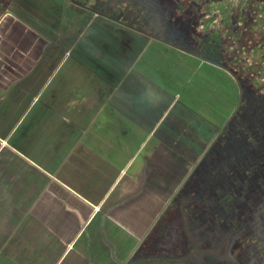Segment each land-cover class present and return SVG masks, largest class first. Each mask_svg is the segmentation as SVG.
I'll use <instances>...</instances> for the list:
<instances>
[{
  "label": "crops",
  "instance_id": "0c3cea01",
  "mask_svg": "<svg viewBox=\"0 0 264 264\" xmlns=\"http://www.w3.org/2000/svg\"><path fill=\"white\" fill-rule=\"evenodd\" d=\"M70 1L50 12L72 20L49 22L0 0V264H168L158 242L179 214L188 221L231 123L188 92L204 91L208 70L236 77ZM157 43L180 52L179 68L192 63L191 77L159 66Z\"/></svg>",
  "mask_w": 264,
  "mask_h": 264
},
{
  "label": "rangeland",
  "instance_id": "374dc122",
  "mask_svg": "<svg viewBox=\"0 0 264 264\" xmlns=\"http://www.w3.org/2000/svg\"><path fill=\"white\" fill-rule=\"evenodd\" d=\"M71 1L83 4L82 0ZM18 2L28 8L27 14L26 11L22 13L25 18L34 21L38 13H43L38 15L37 20L42 21L44 18L51 22L54 17L51 16L50 10L59 11L64 0ZM130 3L153 15L150 20L161 27L162 33L157 34L158 37L177 38L175 41L167 40L166 43L174 42L198 54V50L192 45L203 40H218L221 56L212 59L232 72L236 81L231 76L227 77L223 71L220 78L215 76L210 79L208 70L206 76H203L204 80L202 79L204 91L199 95L200 90L196 93L190 89L188 92L190 100H197H194L193 104L204 106L206 110L218 116L221 122H232L237 110L243 114L244 101H250L252 107H263L264 0H130ZM71 9L68 15L75 19L74 10ZM118 9L109 4L108 0H101L97 7L104 15L112 14L107 15L108 19L105 18L112 24V21H118L121 17V11ZM75 11L81 12L79 8ZM65 17L63 11V14L59 13L58 19L55 17L54 20H72L71 17ZM98 23L99 19L95 25L89 26L85 41L96 37ZM151 48L156 52L158 65L165 64L171 69L169 72H175V69L177 72L183 71L179 75L184 79L187 75L191 77L192 63L186 64L188 67L183 69L178 67L182 61L179 51L161 43L154 44ZM171 54L174 56L170 57ZM218 94H221L220 104L219 101L215 102L214 98ZM228 95L229 101L225 103ZM215 104L217 109L213 107ZM250 113L246 116L252 117L253 123L260 124L258 119L264 118V107L251 110ZM230 126L229 123L226 125V133L223 135H231ZM257 128L254 126V133H258ZM222 139L215 148L216 152H219L214 156L213 164L206 168L214 167L215 170L212 173L206 172L205 183L198 184L196 191L199 196L189 199L187 223H184L182 214H179L173 222L172 236L164 237L165 240L167 238V243L163 240L158 242L156 254L172 259L168 264H264V242L261 241L264 230V133L261 132L256 137L252 150H248L251 147L248 143L243 142L244 144L240 145L238 142L235 151L238 155L242 154L236 157L233 168L231 165H225L222 169L219 165V161L227 155L222 154L226 147L225 140ZM245 145L246 149L243 148ZM193 244L201 250L217 248L224 255L196 251L184 258L194 247Z\"/></svg>",
  "mask_w": 264,
  "mask_h": 264
},
{
  "label": "flooded vegetation",
  "instance_id": "af4514ba",
  "mask_svg": "<svg viewBox=\"0 0 264 264\" xmlns=\"http://www.w3.org/2000/svg\"><path fill=\"white\" fill-rule=\"evenodd\" d=\"M82 1H83V3L90 6L91 8H96V9H97L98 5L101 3V0H94V2H92V3L90 0H82ZM108 1H109V4L113 5L114 7L119 8L118 10H120L122 14L123 13H124V15L126 14V12H125L126 5L125 4H127V1L130 2V0H127L126 2H124V0H108ZM105 2L106 1H103V3H105ZM139 8H137V9L139 10ZM106 12H108V11H106ZM121 17H122V15H121ZM121 17H119L117 20L125 23V21L121 20ZM144 23H146L145 25L148 28H150L152 31H154V34L156 36H157V34L162 33V32H160L161 27L157 26L152 21L151 22L147 21ZM131 26H133V25H131ZM175 38L174 37H170V38L166 37V40L175 41L177 39V38L176 39ZM195 44L192 46L198 50L197 53L199 55L204 56L206 58H211V59L212 58H214V59L220 58V56H221L219 54L220 53V48H219L220 45H219V42L216 38H214L213 40H209V41L206 40V42H204V40H203L200 43L197 42V44L196 45ZM244 104H245L244 105V111H243L244 115L241 114L240 110L236 111V115L234 116L233 121L230 123V125H231L230 128L232 131L231 135H224V138L222 139V141L225 140L224 144L226 143V147H225V149L222 150L223 151L222 154L225 155V153H226L227 155L225 157H223V159H221V161H219V165L221 166V168L224 167L225 165H227V166L231 165L232 166L234 164V161H236V157H238L239 155L242 154L241 153L238 155V153L235 151L236 147L238 145V142H239V144L240 143L242 144L243 142L248 143V146H251L248 148V150H252V143L256 142V137L259 135V133H261V132L264 133V118L261 117V119H258L261 122L259 124V123H253L252 117L246 116L251 112V110L263 108L264 105H262L263 107H261L260 105L257 107L256 106L252 107L253 104H251L250 101H244ZM254 126L258 127L257 128L258 133L257 132L254 133V130H255ZM228 144H229V147H227ZM243 148L246 149V145L243 146ZM242 152H244V151H242ZM232 168H233V166H232ZM222 169H224V168H222ZM229 202H230V200H229ZM262 233L263 234H261V241L264 242V230ZM215 250H216V254H214V255H220V256L224 255L223 253L220 252L219 249L215 248ZM228 256L231 258L230 255H228Z\"/></svg>",
  "mask_w": 264,
  "mask_h": 264
},
{
  "label": "trees",
  "instance_id": "16d2710c",
  "mask_svg": "<svg viewBox=\"0 0 264 264\" xmlns=\"http://www.w3.org/2000/svg\"><path fill=\"white\" fill-rule=\"evenodd\" d=\"M127 0H124V2H126ZM125 12L126 14L124 15V13L121 17V20L125 21L126 24L128 25H133L134 27L139 28L141 31L144 32H148L150 34H154V31H152L150 28H148L144 23L149 21L150 19H152L153 15L149 12L144 11V9H140L139 6H137L136 4H130V2L127 1V4H125ZM139 8V10L137 9ZM107 14V12H106ZM107 15H112V14H107ZM117 18V17H116ZM166 38V37H165ZM185 223H187V220L185 221ZM194 247L191 248V250L189 251L188 255L184 256V258H188L192 253H195L196 251L200 252V251H206L212 254H216V250L215 248L211 247L208 248L206 250H201L198 249L195 244H193ZM167 261H172V259H167Z\"/></svg>",
  "mask_w": 264,
  "mask_h": 264
},
{
  "label": "water",
  "instance_id": "95a60500",
  "mask_svg": "<svg viewBox=\"0 0 264 264\" xmlns=\"http://www.w3.org/2000/svg\"><path fill=\"white\" fill-rule=\"evenodd\" d=\"M219 63V62H218Z\"/></svg>",
  "mask_w": 264,
  "mask_h": 264
}]
</instances>
